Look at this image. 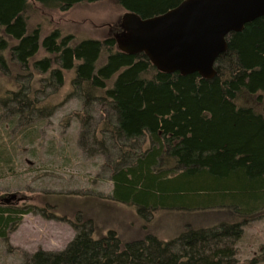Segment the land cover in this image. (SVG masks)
Here are the masks:
<instances>
[{"label":"trees","instance_id":"trees-1","mask_svg":"<svg viewBox=\"0 0 264 264\" xmlns=\"http://www.w3.org/2000/svg\"><path fill=\"white\" fill-rule=\"evenodd\" d=\"M34 1L64 12L104 0ZM115 1L125 13L149 19L185 0ZM33 11L29 0H0V71L17 89L6 92L0 84V105L15 103L12 112L26 116L39 92L36 81L59 88L65 73L75 71L73 86L107 109L100 130L119 157L111 166L113 201L140 214L219 210L227 218L190 224L169 240L147 233L131 241L113 230L96 238L92 221L82 218L64 251H39L27 264H235L244 227L264 217V17L229 37L216 76L204 79L162 73L145 54L120 51L115 37L76 43L60 29L43 36L30 25ZM92 133L97 142L101 134ZM142 139L148 144L138 146ZM30 212L0 207V237L7 239ZM260 250L251 264L264 263V245Z\"/></svg>","mask_w":264,"mask_h":264},{"label":"rangeland","instance_id":"rangeland-1","mask_svg":"<svg viewBox=\"0 0 264 264\" xmlns=\"http://www.w3.org/2000/svg\"><path fill=\"white\" fill-rule=\"evenodd\" d=\"M29 1L34 6L30 25L40 27L43 36L60 29L78 43L122 32L125 11L115 0L79 4L64 12ZM44 56L43 51L38 55ZM74 78L75 71L66 72L65 84L59 88L43 78L36 81L39 92L32 96L36 106L26 109V116L12 112L15 103L6 108L0 105V207L31 210L7 239L0 237V264H27L39 251H64L78 235L76 229L83 219L92 221L96 238L113 230L125 241L147 233L169 240L190 224L199 228L226 220L219 210L176 213L158 209L155 215L149 210L140 214L133 205L113 201L111 166L119 157L110 135L100 130L107 109L96 97L87 100L73 86ZM11 80L0 71L6 92L17 90ZM21 83L30 85L26 80ZM89 116L92 122L83 125L81 120ZM96 130L101 134L97 142L92 137ZM147 144L142 139L138 146ZM263 245L264 217L244 227L235 264H251Z\"/></svg>","mask_w":264,"mask_h":264},{"label":"water","instance_id":"water-1","mask_svg":"<svg viewBox=\"0 0 264 264\" xmlns=\"http://www.w3.org/2000/svg\"><path fill=\"white\" fill-rule=\"evenodd\" d=\"M262 17L264 0H185L149 19L125 13L115 39L120 51L145 54L162 73L213 79L229 37Z\"/></svg>","mask_w":264,"mask_h":264},{"label":"bare ground","instance_id":"bare-ground-1","mask_svg":"<svg viewBox=\"0 0 264 264\" xmlns=\"http://www.w3.org/2000/svg\"><path fill=\"white\" fill-rule=\"evenodd\" d=\"M0 95H1V93H0ZM22 126V125H21ZM99 155V154H98Z\"/></svg>","mask_w":264,"mask_h":264}]
</instances>
